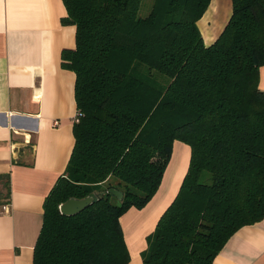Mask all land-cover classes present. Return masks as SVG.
I'll use <instances>...</instances> for the list:
<instances>
[{"label":"trees","instance_id":"1","mask_svg":"<svg viewBox=\"0 0 264 264\" xmlns=\"http://www.w3.org/2000/svg\"><path fill=\"white\" fill-rule=\"evenodd\" d=\"M76 47L82 113L66 176L44 203L33 264H129L121 217L155 196L176 140L191 158L180 189L147 236L144 264H213L241 227L264 219V0H232L207 46L198 21L211 0H63ZM116 188L123 199L109 192ZM95 195L75 215L71 198ZM0 174V204L10 202Z\"/></svg>","mask_w":264,"mask_h":264},{"label":"crops","instance_id":"2","mask_svg":"<svg viewBox=\"0 0 264 264\" xmlns=\"http://www.w3.org/2000/svg\"><path fill=\"white\" fill-rule=\"evenodd\" d=\"M232 0H211L198 26L207 46L223 32ZM63 0H0V174H9L10 202L0 204V264H33L44 203L66 176L75 146L76 73L62 66L76 47L75 24H63ZM264 90V65L260 71ZM191 148L176 140L159 190L121 223L129 264H144L147 236L175 199L188 171ZM213 264H264V219L241 227Z\"/></svg>","mask_w":264,"mask_h":264},{"label":"water","instance_id":"3","mask_svg":"<svg viewBox=\"0 0 264 264\" xmlns=\"http://www.w3.org/2000/svg\"><path fill=\"white\" fill-rule=\"evenodd\" d=\"M109 192L115 195L120 200L123 199L124 194L116 188H110ZM95 199V195H90L85 198H71L60 205V210L66 215H75L87 208Z\"/></svg>","mask_w":264,"mask_h":264},{"label":"rangeland","instance_id":"4","mask_svg":"<svg viewBox=\"0 0 264 264\" xmlns=\"http://www.w3.org/2000/svg\"><path fill=\"white\" fill-rule=\"evenodd\" d=\"M144 1H146V0H143V4H142L140 11H139V14L143 15V16L148 14V12L151 8V5H152V3H151L150 5L147 6L146 2H144Z\"/></svg>","mask_w":264,"mask_h":264},{"label":"built area","instance_id":"5","mask_svg":"<svg viewBox=\"0 0 264 264\" xmlns=\"http://www.w3.org/2000/svg\"><path fill=\"white\" fill-rule=\"evenodd\" d=\"M81 116H82V113H81L80 111H77V113H76V116H75L74 120H75L76 122H78V121H79V119L81 118Z\"/></svg>","mask_w":264,"mask_h":264}]
</instances>
